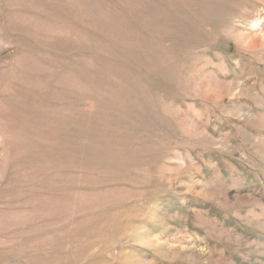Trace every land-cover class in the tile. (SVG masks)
Here are the masks:
<instances>
[{"label":"rangeland","instance_id":"1","mask_svg":"<svg viewBox=\"0 0 264 264\" xmlns=\"http://www.w3.org/2000/svg\"><path fill=\"white\" fill-rule=\"evenodd\" d=\"M264 0H0V264H264Z\"/></svg>","mask_w":264,"mask_h":264},{"label":"clouds","instance_id":"2","mask_svg":"<svg viewBox=\"0 0 264 264\" xmlns=\"http://www.w3.org/2000/svg\"><path fill=\"white\" fill-rule=\"evenodd\" d=\"M260 35H261V36H264V32H261Z\"/></svg>","mask_w":264,"mask_h":264}]
</instances>
